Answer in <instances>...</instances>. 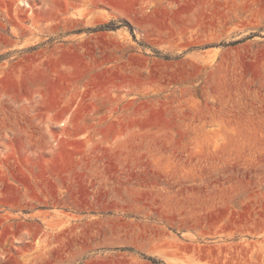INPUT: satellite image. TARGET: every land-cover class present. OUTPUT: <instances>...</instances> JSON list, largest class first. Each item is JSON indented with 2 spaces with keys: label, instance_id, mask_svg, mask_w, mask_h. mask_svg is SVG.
Masks as SVG:
<instances>
[{
  "label": "rangeland",
  "instance_id": "374dc122",
  "mask_svg": "<svg viewBox=\"0 0 264 264\" xmlns=\"http://www.w3.org/2000/svg\"><path fill=\"white\" fill-rule=\"evenodd\" d=\"M0 264H264V0H0Z\"/></svg>",
  "mask_w": 264,
  "mask_h": 264
}]
</instances>
